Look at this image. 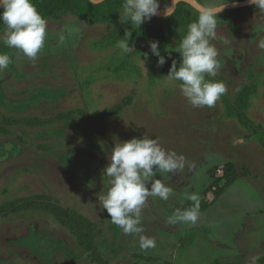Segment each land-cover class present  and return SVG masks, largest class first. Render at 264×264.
I'll return each mask as SVG.
<instances>
[{
  "label": "rangeland",
  "instance_id": "1",
  "mask_svg": "<svg viewBox=\"0 0 264 264\" xmlns=\"http://www.w3.org/2000/svg\"><path fill=\"white\" fill-rule=\"evenodd\" d=\"M167 4L160 0V11ZM198 12L185 7L189 24ZM157 19L139 28L63 13L46 19L35 60L5 47L0 29V52L12 58L0 72V264H258L264 257V14L253 5L219 14L212 43L220 69L205 78L226 92L211 108H193L178 82L163 80L172 60L179 68L175 48L187 31L169 37L161 54L171 59L160 67L146 30ZM127 32L134 51L124 55L117 43ZM118 105L117 115L98 118ZM145 135L188 163L164 180L169 200L146 201L141 234L156 247L142 251L139 236L112 224L97 196L108 190L103 170L115 143ZM192 191L198 222L168 223L177 208L192 206L185 197ZM45 203L92 223L90 242L88 231L61 223Z\"/></svg>",
  "mask_w": 264,
  "mask_h": 264
},
{
  "label": "clouds",
  "instance_id": "2",
  "mask_svg": "<svg viewBox=\"0 0 264 264\" xmlns=\"http://www.w3.org/2000/svg\"><path fill=\"white\" fill-rule=\"evenodd\" d=\"M179 0H171L164 7V15L171 16ZM238 0H209L201 7L197 19L190 23L187 33L180 39L176 52L177 61L172 60L168 74L163 77L167 84L178 82L182 95L193 108L214 107L226 92L222 82H210L206 75L215 77L220 69L217 59L219 53L212 41L217 39L219 14ZM261 14H264V0H248ZM160 0H124L119 21L130 22L141 28L145 22L160 14ZM0 23L5 26L2 44L14 49L18 54L35 60L45 46L47 37V20L39 13L32 0H0ZM224 43H228L227 38ZM152 56L157 57L158 66L162 67L171 59L161 54L158 41H149ZM121 53L128 55L134 51L130 46L128 32L117 43ZM264 49V41L259 44ZM149 58V52L143 53L142 63ZM12 58L8 53L0 52V72L8 69ZM186 158L174 151L163 149L156 139L146 135L130 141L116 142L108 155V165L103 170L105 182L109 185L107 192L97 196L100 210H106L112 224L116 225L125 236L138 235L142 251L156 247L154 238L142 235V209L149 197L167 201L172 189L164 180L182 172L187 165ZM162 179H157V176ZM150 185V187H149ZM192 202L189 208H177L168 217L170 224L195 225L200 216V200L195 192L185 193ZM102 206V207H101Z\"/></svg>",
  "mask_w": 264,
  "mask_h": 264
},
{
  "label": "trees",
  "instance_id": "3",
  "mask_svg": "<svg viewBox=\"0 0 264 264\" xmlns=\"http://www.w3.org/2000/svg\"><path fill=\"white\" fill-rule=\"evenodd\" d=\"M239 1V0H238ZM39 13L45 19H56L63 13H67L76 17L80 21H88L92 25L98 24H113L119 22V14L122 11V5L124 0H106L101 4H93L89 0H32ZM187 3H180L175 13L167 18L157 19V23L150 24L147 30V37L151 41H158L160 51L168 43L171 35H177L187 31L189 16L185 13V7ZM2 11V9H0ZM0 29L5 30V26L0 23ZM251 93L250 89L245 91L244 99ZM128 103L126 99L124 103ZM125 103V104H126ZM244 106L246 104H243ZM123 106L118 105L108 111L103 112L98 118L101 120L109 119L119 112H121ZM233 177H229V182H232ZM219 196V195H218ZM45 210L53 214L57 220L61 223L70 226L74 230L82 231V229L88 231L83 233V236L91 240L92 223L80 219L74 213L68 210H64L56 205L45 203L40 205ZM86 249L90 252L92 250L91 244L86 245ZM98 260L103 262L99 257ZM258 264H264V257L258 260Z\"/></svg>",
  "mask_w": 264,
  "mask_h": 264
},
{
  "label": "water",
  "instance_id": "4",
  "mask_svg": "<svg viewBox=\"0 0 264 264\" xmlns=\"http://www.w3.org/2000/svg\"><path fill=\"white\" fill-rule=\"evenodd\" d=\"M91 3L93 4H101V3H104L106 0H89ZM187 3L189 5H191L192 7H194L196 10H200L201 7L203 5H201L197 0H179V2L176 4V6L174 7V11L173 13H175V11L177 10V7L180 3ZM248 6H251L249 3H248V0H244V1H238V3L233 6L232 3H229V5L225 8V11H228V10H233V9H240V8H243V7H248ZM222 12V13H223ZM172 13V14H173ZM169 17V16H167ZM165 15H164V11H160V14L155 16V18H167Z\"/></svg>",
  "mask_w": 264,
  "mask_h": 264
}]
</instances>
